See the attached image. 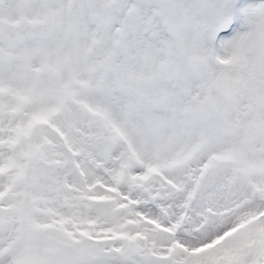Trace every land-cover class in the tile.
I'll return each instance as SVG.
<instances>
[{"label": "snow or ice", "instance_id": "6c2138e0", "mask_svg": "<svg viewBox=\"0 0 264 264\" xmlns=\"http://www.w3.org/2000/svg\"><path fill=\"white\" fill-rule=\"evenodd\" d=\"M0 264H264V0H0Z\"/></svg>", "mask_w": 264, "mask_h": 264}]
</instances>
